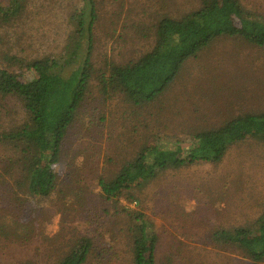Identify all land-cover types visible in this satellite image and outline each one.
Here are the masks:
<instances>
[{
  "label": "rangeland",
  "instance_id": "1",
  "mask_svg": "<svg viewBox=\"0 0 264 264\" xmlns=\"http://www.w3.org/2000/svg\"><path fill=\"white\" fill-rule=\"evenodd\" d=\"M165 1L98 0L96 68L105 60L120 63L137 56L151 40L150 26L158 14L199 5L197 0ZM241 2L264 15V0ZM76 3L78 0H30L21 23L0 30V59L5 53L26 58L61 53ZM116 98L103 105L96 89H91L85 116L95 126L77 138L71 129L65 161L58 169V196L32 200L33 207L42 208L35 219L33 239L10 255L0 250V260L30 259L45 264L66 250L74 234H81L93 241L87 264H129V218L120 211L127 207L144 213L156 233L158 264H264L212 240L214 230L244 225L261 212L264 144L246 140L231 146L218 164L196 163L166 171L136 193L137 201L120 198L116 205L107 202L94 182L96 171L117 170L149 134L164 147H186L194 131L214 129L239 115L264 112V46L220 35L187 59L177 78L150 105L133 107ZM92 143L97 166L86 163L74 169L75 148Z\"/></svg>",
  "mask_w": 264,
  "mask_h": 264
},
{
  "label": "trees",
  "instance_id": "2",
  "mask_svg": "<svg viewBox=\"0 0 264 264\" xmlns=\"http://www.w3.org/2000/svg\"><path fill=\"white\" fill-rule=\"evenodd\" d=\"M29 1L0 2V30L21 23ZM169 1L165 2L170 4ZM197 1L199 5L191 9L157 13L150 26L151 40L138 50L137 56L124 62L105 60L102 67L95 66L98 0H78L68 18L71 30L66 34L61 53L34 58L5 53L1 57L2 253L10 255L11 250L33 239L35 219L42 208L33 207L32 200H48L57 192L58 169L65 161L66 140L71 129L75 130L77 138L95 126L91 118L85 116L92 88L96 89L98 102L103 105L117 97L133 107H145L177 78L187 59L196 56L218 36L237 37L250 45L264 46V15L247 9L241 0ZM5 117L9 121H5ZM191 134L192 141L186 147L175 149L160 145L154 135L149 134L132 158L121 161L117 170L96 171L94 182L100 196L114 205L120 198L137 201L136 193L166 171L196 163L218 164L231 146L246 140L264 144V112L239 115L214 129ZM93 147L92 143L75 148L74 169L86 163L97 166L93 162ZM107 162L112 159L107 158ZM58 191L64 194L61 188ZM120 211L129 218V264H158L159 241L146 215L127 207ZM212 240L252 262H264V206L244 225L214 230ZM93 248L90 237L74 234L66 250L45 264H87ZM0 264L42 263L25 259L0 260Z\"/></svg>",
  "mask_w": 264,
  "mask_h": 264
}]
</instances>
